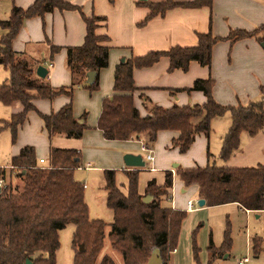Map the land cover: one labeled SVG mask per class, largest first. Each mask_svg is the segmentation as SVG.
Returning a JSON list of instances; mask_svg holds the SVG:
<instances>
[{"label": "trees", "instance_id": "trees-1", "mask_svg": "<svg viewBox=\"0 0 264 264\" xmlns=\"http://www.w3.org/2000/svg\"><path fill=\"white\" fill-rule=\"evenodd\" d=\"M211 0L143 3L150 12L144 22L173 7H199L209 5ZM68 9L80 12L85 23V35L81 45L66 47V66L71 74L69 86L51 87L44 78L36 75L35 68L26 59L16 56L12 41L19 32L23 21L30 17L42 16L52 9ZM100 16L87 17L79 6L65 0H34L27 8L13 5L0 26L6 32L0 37V64L9 72L0 84V103L8 106L19 101L22 109L2 121L0 129H9L11 141L15 142L18 127L25 121L27 113L35 111L42 119L49 136L57 134L68 138H80L87 125L72 114L71 102H67L56 112L44 114L36 109L33 100L52 99L60 94L69 98L75 86H83L89 92L99 86L98 72L108 65L109 47L102 44L106 36L96 33ZM264 32V24L252 31L232 30L226 36H213L210 32L197 33L194 46H171L164 51H150L143 56L125 58L115 67L113 91L103 98L96 127L104 138L128 140L147 132L149 141L155 140L161 130H177L179 135L172 142L180 152H185L198 134L208 135L211 121L216 117L229 115V126L222 138L219 156L226 160L240 149V135L244 132L254 136L264 129V86L260 96L245 104L223 105L212 96L213 79H196L187 91L203 92L206 100L202 104L154 106L150 114L141 116L133 104L132 92L136 89L132 72L134 68L153 64L161 56L169 59L168 70H186L191 61L201 66H209L211 49L220 40H237L242 37ZM264 41V40H261ZM60 46L50 44L54 54ZM38 66V65H37ZM94 71L91 82L87 73ZM179 91V89H176ZM147 147V144L144 143ZM78 152L75 149L52 147L46 164L37 163L32 146H24L19 154L10 159L14 177L21 180L20 190L13 192L11 186L0 191V264H56L55 252L59 247V230L65 225H74L71 246L74 249L72 264H95L103 249L105 223L101 219H90L83 199L84 186L77 181L73 172L78 166ZM77 159V160H75ZM104 190L106 206L113 218L108 223L110 248L120 255L123 264H145L153 250L157 249L164 264L178 243L181 225L186 217L182 210H172L160 206L161 198L169 196L172 185L171 173H166L164 184L158 186L149 181L145 194L137 192V170H125L128 191L124 195L115 183V171L105 169ZM177 175L185 186L196 185L199 198L205 206L234 203L249 211L264 210V164L244 167H224L215 165L193 166L177 169ZM2 179V178H0ZM151 196L144 202L142 198ZM83 250H80V246ZM211 247H213L211 245ZM192 249L198 260V247L192 239ZM206 264H212L215 248ZM253 253L261 250V241L254 239ZM223 250L220 254H223ZM99 264H115L109 254H103Z\"/></svg>", "mask_w": 264, "mask_h": 264}, {"label": "crops", "instance_id": "crops-1", "mask_svg": "<svg viewBox=\"0 0 264 264\" xmlns=\"http://www.w3.org/2000/svg\"><path fill=\"white\" fill-rule=\"evenodd\" d=\"M0 1L4 10L0 14V20L8 17L13 5L27 8L34 2V0ZM65 1L79 6L87 17L92 15L102 17L97 21L96 33L107 38L102 44L109 47L108 65L99 70V86L95 91L89 92L85 87L78 85L73 88L70 98L60 94L52 99H34L33 104L38 111L49 114L70 101L73 117L76 119L84 117L79 120L85 122L87 129L80 138H68L60 134L49 136L42 119L35 111H30L17 129L15 142L11 141V157L19 154L21 148L27 145L33 147L37 163L39 158L49 160L52 147L75 149L79 156L76 168L81 164H89L91 170L100 173L98 186L104 191L105 204L103 174L105 169L115 171V183L124 195L128 191L125 170L138 171L137 192L140 195L145 194L146 186L151 180L158 186L163 185L165 175L169 172L172 175V185L167 190L169 196L161 198L160 206L182 210L186 214L198 211L195 205L193 210H187L186 206L187 201L191 200L190 193L195 192L194 196L200 199L197 186H185L177 175V169L209 165L208 160L212 157L209 150L213 126L218 127L216 130L219 131V138L222 141L229 126L227 122H223L222 127V124L216 122L212 125L218 117L212 119L210 133L196 135L190 147L185 152H180L177 146L172 145L173 140L179 135L177 130L158 131L153 142L149 141L147 132L128 140L104 138L102 131L96 127L101 102L103 98L114 94L115 67L125 58L143 56L150 51H164L176 45L194 46L198 41L197 33L210 32L213 36L223 37L232 30H255L264 24V0H211L209 5L199 7L178 6L167 9L146 22L144 20L150 10L143 2L157 3L165 0ZM5 32L6 30L0 26V37ZM84 35L85 23L79 11L55 8L42 16L25 19L12 41V48L17 57L26 59L35 70L37 65L46 67L48 73L44 82L51 87L69 86L71 74L66 66V47L81 45ZM261 40H264L263 31L233 41L220 40L211 49L209 66H201L198 62L191 61L186 70L177 68L169 71V59L161 56L149 66L134 68L132 72L136 87L132 92L134 106L139 114L144 116L150 114L154 106L202 104L206 100L203 92L187 91L184 88L191 87L196 79L209 77L213 79L212 96L220 104H245L249 100L259 98L260 87L264 86V41ZM50 44L60 46L61 49L51 54ZM6 107L9 118L22 109L19 101ZM9 133L11 135V132ZM144 143L153 155V160L145 162L142 168L126 166L123 154L143 155L141 147ZM243 145L242 147L240 140V149L224 160V167L264 164V129L254 136H248ZM198 153L196 161L195 156ZM10 176L14 177L13 170H10ZM82 184L85 188V184ZM83 199L87 205L84 192ZM228 205H235L245 212H259L242 209L234 203ZM200 207H205V204ZM88 216L94 219L89 214ZM72 227L74 231V225Z\"/></svg>", "mask_w": 264, "mask_h": 264}, {"label": "rangeland", "instance_id": "rangeland-1", "mask_svg": "<svg viewBox=\"0 0 264 264\" xmlns=\"http://www.w3.org/2000/svg\"><path fill=\"white\" fill-rule=\"evenodd\" d=\"M1 2L0 5L2 4ZM3 11L1 5L0 14ZM8 75V70L0 64V84L7 79ZM6 108L5 105L0 103V127L2 126V121L9 120ZM214 122L222 124V127L223 122H227V125H229V115L225 114L222 117H218V119L213 121L212 125L215 124ZM217 128L213 126L210 135L209 151L212 153V157L209 158L208 164L223 166L224 160L219 156L222 141H220ZM9 132L8 128L0 129V178H2L1 187L9 185L11 190L15 192L16 188L17 191L20 190L21 180L10 176V145L12 143ZM246 139L248 140V135L243 132L240 136L242 147L244 146L243 141ZM197 157H199V153L195 156L196 161ZM38 164L43 165L45 163ZM84 166L85 164H81L74 169L73 173L74 177L78 179L77 181L85 184L84 194L86 195L88 214L94 219H101L107 223L103 249L99 253L95 264H99L103 254H109L115 264H123L120 255L110 248L109 245L107 237L108 223L112 221L113 213L106 207L103 200L104 191L98 186L100 173ZM193 186L196 187V185ZM194 193H190L189 197L198 211L194 210L186 214V218L182 222L178 246L175 252L170 254L166 264H196L195 253L192 249L193 238L198 247V260L201 264H206L212 255V250L214 249L211 250L210 248H215L216 251L212 264H237L245 256L248 257V261L244 264H264V210L245 212L238 209L235 205L228 204L200 207L198 198L194 196ZM72 226V224H69L58 232L59 247L55 252L56 264H72L73 262L74 249L71 246ZM254 239L261 241L262 250L257 255L252 250ZM222 250L224 253L220 254Z\"/></svg>", "mask_w": 264, "mask_h": 264}, {"label": "water", "instance_id": "water-1", "mask_svg": "<svg viewBox=\"0 0 264 264\" xmlns=\"http://www.w3.org/2000/svg\"><path fill=\"white\" fill-rule=\"evenodd\" d=\"M123 61V60H122ZM36 75L40 78H45L48 70L46 67L43 65H38L36 70ZM95 72L94 71H89L87 73V82H91L94 78ZM77 160V159H75ZM123 161L124 164L128 167H139L142 168L145 165V161L142 158V155L140 153L133 154V153H124L123 154ZM0 191H1V186H0ZM144 202H148L151 200V196L146 195L142 198ZM205 204V201L203 199H198V205L203 206ZM80 250H83V246H80ZM26 264H32L30 260H26ZM145 264H164L162 261V258L160 256V252L155 249L152 251L150 257L148 258L147 262Z\"/></svg>", "mask_w": 264, "mask_h": 264}, {"label": "built area", "instance_id": "built-area-1", "mask_svg": "<svg viewBox=\"0 0 264 264\" xmlns=\"http://www.w3.org/2000/svg\"><path fill=\"white\" fill-rule=\"evenodd\" d=\"M47 76V75H46ZM141 150L144 152V154L142 155V158L143 160L146 162V161H152L153 160V155L150 153V151L148 150V148L143 144V146L141 147ZM39 163H45L46 164V160L44 158H39ZM86 168H90L89 167V164H85ZM1 183H2V179H0V186H1ZM187 210H193L194 209V204L191 200H188L187 201ZM248 261V257H244L242 258L241 260H239L237 262V264H244L245 262Z\"/></svg>", "mask_w": 264, "mask_h": 264}]
</instances>
